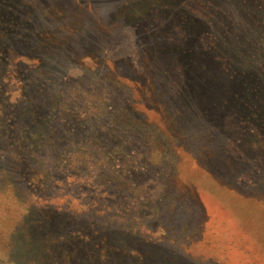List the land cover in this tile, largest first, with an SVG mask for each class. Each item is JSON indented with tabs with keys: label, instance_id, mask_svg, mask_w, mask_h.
I'll return each mask as SVG.
<instances>
[{
	"label": "trees",
	"instance_id": "16d2710c",
	"mask_svg": "<svg viewBox=\"0 0 264 264\" xmlns=\"http://www.w3.org/2000/svg\"><path fill=\"white\" fill-rule=\"evenodd\" d=\"M51 1L38 0L39 7L32 6L29 0L1 1L0 25L6 36L16 29L20 33L17 41L9 35L5 44L0 33V68L6 50L15 46L25 48L15 54L17 62L40 67L38 54L49 51L52 39H58L56 48L68 55L63 61L70 56H89L88 61L99 65L98 71L102 72L99 81L114 88L121 98V105L109 112L106 120L148 147L149 169L161 172L162 198L172 203L171 209H158L171 234L164 231L160 238L138 239L140 232L130 226L127 230L125 225L129 222L122 215V225L107 229L113 239L108 241L99 233L100 240L105 239L106 243L94 248L80 246L81 255L71 246L72 242L77 235L84 241L89 237L80 231H68L67 241L72 248L69 247L65 260L69 264H206L204 260H229L235 251L234 256L241 260L263 262L262 0L254 4L253 0H96L95 6L78 2L76 8L69 6V12L64 10L67 21L57 29L62 32L60 35L54 32L55 25H60L55 19L64 11ZM141 1L146 3L142 9ZM77 15L113 33L142 18H151L153 29L151 33H141L140 42L132 43L130 54L113 50L101 66L93 59V52L100 50L107 39L102 37L99 41L90 30L78 34ZM86 48L93 52L87 54ZM16 77L14 72L3 83ZM41 77V73L35 76L36 92L27 86L29 98L38 94ZM87 105L92 107L90 101ZM65 108L75 113L72 103L65 104ZM6 109H10L7 104ZM97 110L101 115L102 110ZM22 112L13 111L16 115ZM7 115H12L9 110L5 119L9 118ZM0 116L4 119L3 112ZM55 119L51 121L61 131L52 132L58 134L59 142L65 139V143H74L76 139L67 131L68 124ZM85 144L92 147L93 141ZM54 145H58V140ZM69 149L64 157L68 154L70 158ZM77 157H71L72 161ZM101 160L108 162L105 157ZM45 233L41 230L38 237L45 238ZM21 234L30 240L35 238L32 229ZM202 237L206 240L203 244ZM191 239H199L197 244L193 241L196 246L192 252V242H188ZM30 240L19 249L24 248L23 258L31 260H21L19 264H35Z\"/></svg>",
	"mask_w": 264,
	"mask_h": 264
},
{
	"label": "rangeland",
	"instance_id": "374dc122",
	"mask_svg": "<svg viewBox=\"0 0 264 264\" xmlns=\"http://www.w3.org/2000/svg\"><path fill=\"white\" fill-rule=\"evenodd\" d=\"M29 1L32 6L39 7L38 0ZM260 1L253 0V4ZM78 2L94 6L98 4L96 0H52L50 4H56L64 11L69 6L76 8ZM145 4L141 1L140 9ZM67 12L56 16L55 22H60L54 29L57 35L62 33L57 29L66 24ZM83 17L76 16L79 27L75 31L78 34L90 30L99 41L102 37L107 39L101 51L85 49L87 54L93 52V59L101 66L104 59L111 57V51L129 53L132 43L140 42L141 33H151L153 29L151 18H142L144 20L138 19L129 27L113 33L94 24V18L91 25ZM0 33H3L4 43L9 35L13 41H17L20 32L16 29L7 37L5 28L0 25ZM57 40L52 39L49 51L38 54L41 57L38 68L16 61L17 51L24 52L25 49L19 46L6 50L3 67L0 68V112L4 113V119L0 116V261L4 264L31 260L23 258L26 254L24 248L19 249L29 244L30 239L23 235L25 239L21 234V231L28 229L35 234V238L31 237L30 240L34 245L35 258L32 260L35 264H69L64 256L70 247L66 236L70 230L86 233L89 237L87 241L80 235L74 238L71 246L78 250L79 255L82 254L80 246L94 248L105 244V239L100 240L99 233L108 241L113 239L107 229L122 225V215L129 222L125 225L127 230L133 227L140 232L138 239L148 236L160 238L164 231L167 235L172 232L165 229L158 213V209H171L172 203L162 198L161 172L149 169L151 152L140 144L138 137L113 127L111 121L108 123L106 120L109 112L121 105V98L114 88L100 82L102 72L98 71L99 65L88 61L89 56H70V59L63 61L64 56L68 55L56 48ZM14 72L17 77L3 83ZM38 73L42 75V85L38 94L29 98L27 86L31 92L37 91L35 76ZM89 101L91 108L87 105ZM68 103L73 104L74 114L65 108ZM6 104L10 109H6ZM96 108L102 110L101 115ZM7 110L12 115H7L9 118L5 119ZM17 110L23 112L16 115L13 111ZM54 118L61 120L62 125L67 123V131L81 142L69 144L65 143V139L59 142L58 134L54 135L52 131L56 129L59 133L61 127L59 131L57 123H52L51 119ZM57 140L58 145L53 146ZM89 141H93L92 147L85 144ZM67 148H70V158L68 154L64 157ZM76 155L79 157L72 161L71 157ZM103 157L108 160L105 164L101 160ZM223 201L226 205V199ZM41 230L46 231L45 238L38 237ZM198 240L188 241L192 242L189 248L191 252ZM205 241L202 237L200 242L203 244ZM234 253L231 252L229 260L209 259L204 263L264 264L261 260H241Z\"/></svg>",
	"mask_w": 264,
	"mask_h": 264
}]
</instances>
